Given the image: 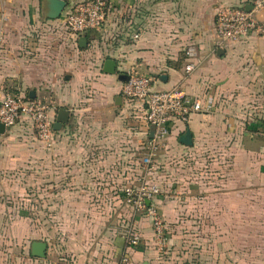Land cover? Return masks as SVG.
<instances>
[{
	"label": "crops",
	"instance_id": "1",
	"mask_svg": "<svg viewBox=\"0 0 264 264\" xmlns=\"http://www.w3.org/2000/svg\"><path fill=\"white\" fill-rule=\"evenodd\" d=\"M30 1L24 12L18 4L27 1L0 0V102L33 93L57 109L54 123L60 109L70 116L52 148L28 123L0 135V264H121L132 212L123 189L139 179L148 140L146 108L123 97L118 76L134 71L153 78V90L177 89L208 111L171 120L160 159L171 154L177 167L154 174L170 260H158L151 223L140 218L130 263L177 264L176 252L201 241L202 264L211 255L218 264H264V36L216 44L218 12L245 0H107L103 28L82 36L85 49L63 26L74 0L57 20L36 0L39 19ZM189 46L198 60L187 74ZM107 60L116 75L104 73ZM187 129L192 147L179 142ZM214 151L216 173L183 172L186 160L200 164ZM36 241L47 244L46 258L32 256Z\"/></svg>",
	"mask_w": 264,
	"mask_h": 264
},
{
	"label": "built area",
	"instance_id": "2",
	"mask_svg": "<svg viewBox=\"0 0 264 264\" xmlns=\"http://www.w3.org/2000/svg\"><path fill=\"white\" fill-rule=\"evenodd\" d=\"M247 6H251L252 10L247 11ZM109 11L105 0H83L74 3L64 12L63 26L81 38L88 31H100ZM258 15H261V20H258ZM252 33L264 36V0H245L240 7H227L218 12L216 18L218 47L223 48L237 43ZM135 38H138V35ZM185 54L190 62L185 71L190 74L196 68L194 61L198 60V53L194 46H189ZM127 75L129 78L124 83L122 95L130 102H141L145 106L148 140L145 145L146 152L141 158L140 177L135 184L123 189V196L125 204L135 215L149 220L154 241L161 246L164 242L165 224L155 204V199L161 192L160 187L154 182L155 163L166 147L171 120L187 123L191 115L208 109H204L200 102L177 89L153 90L154 80L150 76L137 71ZM56 111V108L43 99H31L27 95L10 92L0 102V124L7 130L28 123L35 129L38 140L47 148H52L56 141L52 113ZM152 127L154 136L150 138ZM138 227V222L134 220L123 232L126 252L122 256L121 264H131L127 250L135 249L142 243Z\"/></svg>",
	"mask_w": 264,
	"mask_h": 264
},
{
	"label": "rangeland",
	"instance_id": "3",
	"mask_svg": "<svg viewBox=\"0 0 264 264\" xmlns=\"http://www.w3.org/2000/svg\"><path fill=\"white\" fill-rule=\"evenodd\" d=\"M24 1H27L29 3V6L25 7V6H23L24 4H18V7H19L18 10L19 11L22 10L24 12L30 11V7H31L30 6L31 5L30 2L31 1L30 0H24ZM79 1H83V0H74L71 4L77 3ZM40 4H41V1H36L35 0V8H34V10H35V13L38 15L39 19L43 18V15H42L41 10H40ZM261 106L264 107V103ZM258 142H259V146H262L263 143H264V137L259 136L258 137ZM164 155H165V157H164V163L165 164L162 165V161H161V159H159L155 163V166H156V168L157 167L159 168L161 166L164 167V170H163V168H161V170L164 171L163 173L164 174L168 173L169 176H171V172L170 171L171 170H175V168L177 167L176 166L177 165V161L174 160V156L171 155V154H167L166 153ZM209 155H210V152L207 153V155L204 157L205 159H204L203 163L201 162L200 164H195L192 161L186 160L185 164L184 163L182 164L183 172L188 173L187 175H189V176H192V174H196V173L200 174L201 170H202L203 173H207L208 175L216 173L217 172V170H216L217 168H212L214 166L211 165V164L216 163V160H218V158H219L218 152L214 151V153L212 155H210V156ZM160 156H161V154H160ZM229 161H230V159H229ZM169 185H171V184L169 183ZM158 211H159L160 215L162 216V218L164 220L165 236H164V242H163V244L161 246L159 244H157L156 241H154V240H153V243H154L153 246H154V248L156 249V251L158 253V257H159L158 260L161 261L162 259L166 260L167 257H168V259L170 257V256H168L169 255L168 253H170V250L172 249L171 248V242H170V240L172 238V233H171L172 230H170L169 227L167 226L168 219L166 218V216L163 215V213L159 210V208H158ZM140 218H144V217H142L140 215H135V213H133V211H132L131 212V218H130L129 222L131 223V222H133L135 220L136 222H138V225H139V219ZM186 230L187 229H183V232L186 231ZM195 231H196V233L198 235V233L202 232V229L196 228ZM197 239H199L198 236H197ZM184 246H185V244L183 245V247ZM199 246H202L201 241H197V243L193 241L191 244L189 243L188 251H183L182 250V252H176L177 256L175 257V260L178 261L177 264H202L203 259L201 258V256H198L200 254H197ZM160 247H161V249H160ZM172 256L173 255H171V257ZM211 259H213V260L207 261L206 264L209 263V262L214 263V264H218V261L216 260V258H213V255H211Z\"/></svg>",
	"mask_w": 264,
	"mask_h": 264
},
{
	"label": "water",
	"instance_id": "4",
	"mask_svg": "<svg viewBox=\"0 0 264 264\" xmlns=\"http://www.w3.org/2000/svg\"><path fill=\"white\" fill-rule=\"evenodd\" d=\"M107 1V0H105ZM67 7V1L66 0H42V12L45 17V19L48 20H57L59 19L63 12L65 11ZM247 11H251L252 7L247 6ZM79 46L82 49H85L87 47V39L86 37H81L79 39ZM117 64L115 61L107 60L104 63V73L109 75H116L118 72L116 71ZM119 79L122 82L128 81V75L125 74H119ZM161 80L164 79V77H160ZM166 80V79H165ZM31 99H35V95L32 93L30 95ZM70 113L64 109H60L58 111L57 119L53 125L54 131L59 132L62 130V127L64 124H67L69 121ZM6 131L5 127L0 124V135L4 134ZM154 136V128H151L150 131V138H153ZM179 142L187 147L193 146V135L189 129L186 130V132L180 137ZM149 205V203H148ZM46 251H47V244L43 242H34L31 247V254L35 258L44 259L46 258Z\"/></svg>",
	"mask_w": 264,
	"mask_h": 264
}]
</instances>
